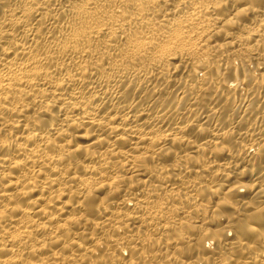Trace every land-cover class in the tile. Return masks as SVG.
<instances>
[{"label":"bare ground","instance_id":"bare-ground-1","mask_svg":"<svg viewBox=\"0 0 264 264\" xmlns=\"http://www.w3.org/2000/svg\"><path fill=\"white\" fill-rule=\"evenodd\" d=\"M0 264H264V0H0Z\"/></svg>","mask_w":264,"mask_h":264},{"label":"rangeland","instance_id":"rangeland-1","mask_svg":"<svg viewBox=\"0 0 264 264\" xmlns=\"http://www.w3.org/2000/svg\"><path fill=\"white\" fill-rule=\"evenodd\" d=\"M227 213V211H225Z\"/></svg>","mask_w":264,"mask_h":264}]
</instances>
